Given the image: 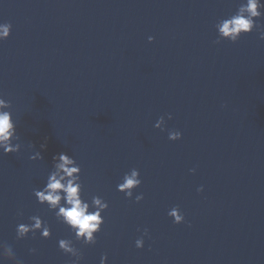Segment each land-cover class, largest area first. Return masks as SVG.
<instances>
[{
  "label": "water",
  "instance_id": "water-1",
  "mask_svg": "<svg viewBox=\"0 0 264 264\" xmlns=\"http://www.w3.org/2000/svg\"><path fill=\"white\" fill-rule=\"evenodd\" d=\"M239 3L0 0V22L13 25L0 41V93L22 144L0 151V242L24 264H69L61 238H73L81 264L105 253L108 264H264V40L253 31L214 43L216 22ZM160 116L182 139L154 126ZM36 150L43 160L29 158ZM60 152L81 165L85 199L109 202L95 244L76 241L33 195ZM132 168L140 202L117 190ZM176 205L184 223L168 215ZM36 214L52 236L17 239Z\"/></svg>",
  "mask_w": 264,
  "mask_h": 264
},
{
  "label": "clouds",
  "instance_id": "clouds-1",
  "mask_svg": "<svg viewBox=\"0 0 264 264\" xmlns=\"http://www.w3.org/2000/svg\"><path fill=\"white\" fill-rule=\"evenodd\" d=\"M264 17V0H240L237 10L227 17L220 18L216 24L218 36L214 41L220 44L223 40H229L233 43L238 42L246 33L257 31L259 38L264 40V24H259L257 18ZM13 25L9 22H0V41L9 38ZM149 41H154V36L148 37ZM12 103L5 99L4 94L0 93V151L5 154L19 153L22 148L21 137L17 130V122L14 118ZM168 119H172V114H167ZM156 128L167 130L168 138L172 141L180 140L183 132L178 129L168 130L166 128L165 116H160L156 121ZM35 147V145H32ZM41 149L47 148V143L40 145ZM31 160H43L42 151L36 150L29 157ZM190 171L195 172L193 168ZM82 167L76 158L68 152H60L52 157V167L49 171L46 182L38 188L33 189V195L37 198L39 204L47 205L48 210L52 211L56 219L67 225L74 239L81 241L85 245L97 243V233L102 231L105 223L103 213L109 208V202L100 195L92 196L90 200L84 196V181L81 176ZM143 183L141 173L138 168H132L126 172L122 182L117 184V190L123 192L129 199L134 197L136 202L144 199L141 192L134 195V189ZM198 192L204 191V186L200 185ZM23 217V210L17 213ZM168 215L173 219V223L181 224L186 220L185 214L179 205L172 207ZM30 222L18 223L16 227L17 239H23L32 234L33 237L39 233L43 238L52 236L51 225L39 214L28 217ZM150 233L147 228L143 234L135 240L137 248L145 246V237ZM59 248L65 253L70 254L74 259L69 264H81L83 259L82 250L75 246L73 238H61L58 240ZM36 253L37 249H30ZM0 260H9L13 264H24L23 260L18 258L13 247L9 244L0 242ZM100 264H108V255L105 253Z\"/></svg>",
  "mask_w": 264,
  "mask_h": 264
}]
</instances>
